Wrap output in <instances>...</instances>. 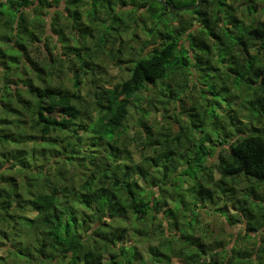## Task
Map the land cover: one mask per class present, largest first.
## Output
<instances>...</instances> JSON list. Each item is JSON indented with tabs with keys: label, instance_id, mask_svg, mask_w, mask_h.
<instances>
[{
	"label": "clouds",
	"instance_id": "obj_1",
	"mask_svg": "<svg viewBox=\"0 0 264 264\" xmlns=\"http://www.w3.org/2000/svg\"><path fill=\"white\" fill-rule=\"evenodd\" d=\"M0 10V264H264V0Z\"/></svg>",
	"mask_w": 264,
	"mask_h": 264
},
{
	"label": "trees",
	"instance_id": "obj_2",
	"mask_svg": "<svg viewBox=\"0 0 264 264\" xmlns=\"http://www.w3.org/2000/svg\"><path fill=\"white\" fill-rule=\"evenodd\" d=\"M206 2H210V0H206ZM193 14L197 17H199L200 13L199 11H191ZM5 13L0 10V15H4ZM206 16H208V13H205ZM205 23V28H204V34L208 36L213 43H209L207 41H202L200 42L198 46V58H197V63L199 64L201 62V59L204 57H207L209 53L215 54L217 52V47L222 46V45H227V44H238L240 43L238 40L235 39V37L232 36V31L231 28H224L223 30H219V24L217 23V30L215 31H208V25L211 24V17L209 16L208 20L204 22ZM238 23V22H237ZM258 34L260 36H264V32H260L259 30ZM255 38V37H254ZM195 40V38H194ZM213 44H215L217 47H213ZM194 47H197V45L194 43ZM0 51H3L0 49ZM203 53V57L200 55V53ZM3 55L8 57L9 53L3 52ZM20 55H23V52L21 51ZM10 59H14L13 57H10ZM186 59V57H184ZM205 62L209 63L211 65V69L214 71H219V68L216 67V65L211 61V60H206ZM221 64L224 63L223 60L220 61ZM229 74L232 75L231 71H229ZM238 79V77H237ZM258 79V77H257ZM255 79L246 85V87H252L255 84ZM241 83V82H240ZM240 83L239 86L240 87ZM253 99L249 100V106L254 112V114L259 115L261 111H264V95H259L254 93L253 94ZM227 104V102H226ZM222 106V105H220ZM115 214V213H114Z\"/></svg>",
	"mask_w": 264,
	"mask_h": 264
},
{
	"label": "rangeland",
	"instance_id": "obj_3",
	"mask_svg": "<svg viewBox=\"0 0 264 264\" xmlns=\"http://www.w3.org/2000/svg\"><path fill=\"white\" fill-rule=\"evenodd\" d=\"M184 6H191V5L185 4ZM210 70H212V69H210ZM239 83L240 82H238L237 85H239ZM235 87H236L237 90H239V88H240L239 86H236V84H235ZM213 95H215V94H213ZM226 102H227L226 100H221L219 95H215V103L217 105L224 106L226 104ZM209 115L211 116V112H209Z\"/></svg>",
	"mask_w": 264,
	"mask_h": 264
},
{
	"label": "water",
	"instance_id": "obj_4",
	"mask_svg": "<svg viewBox=\"0 0 264 264\" xmlns=\"http://www.w3.org/2000/svg\"><path fill=\"white\" fill-rule=\"evenodd\" d=\"M194 9H195V5L184 6V10L188 12L194 11Z\"/></svg>",
	"mask_w": 264,
	"mask_h": 264
}]
</instances>
